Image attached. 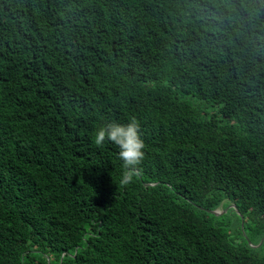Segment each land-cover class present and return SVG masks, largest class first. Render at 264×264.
<instances>
[{"label": "trees", "instance_id": "trees-1", "mask_svg": "<svg viewBox=\"0 0 264 264\" xmlns=\"http://www.w3.org/2000/svg\"><path fill=\"white\" fill-rule=\"evenodd\" d=\"M0 264H264V0H0Z\"/></svg>", "mask_w": 264, "mask_h": 264}, {"label": "clouds", "instance_id": "clouds-1", "mask_svg": "<svg viewBox=\"0 0 264 264\" xmlns=\"http://www.w3.org/2000/svg\"><path fill=\"white\" fill-rule=\"evenodd\" d=\"M106 141L119 149L118 155L126 170L121 183L131 182L145 157V144L139 124L133 119L125 125L111 123L99 128L95 133L94 143L102 146Z\"/></svg>", "mask_w": 264, "mask_h": 264}, {"label": "water", "instance_id": "water-1", "mask_svg": "<svg viewBox=\"0 0 264 264\" xmlns=\"http://www.w3.org/2000/svg\"><path fill=\"white\" fill-rule=\"evenodd\" d=\"M213 213H215V214H219V213H221V212H219L218 209H216L215 211H213Z\"/></svg>", "mask_w": 264, "mask_h": 264}, {"label": "rangeland", "instance_id": "rangeland-1", "mask_svg": "<svg viewBox=\"0 0 264 264\" xmlns=\"http://www.w3.org/2000/svg\"><path fill=\"white\" fill-rule=\"evenodd\" d=\"M218 211H219V212H221V211H222V209H221V208H219V209H218Z\"/></svg>", "mask_w": 264, "mask_h": 264}]
</instances>
